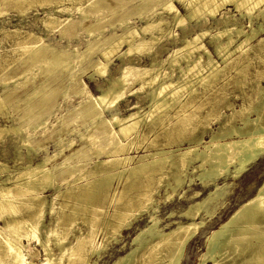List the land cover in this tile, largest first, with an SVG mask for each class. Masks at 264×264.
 Segmentation results:
<instances>
[{
  "label": "bare ground",
  "instance_id": "1",
  "mask_svg": "<svg viewBox=\"0 0 264 264\" xmlns=\"http://www.w3.org/2000/svg\"><path fill=\"white\" fill-rule=\"evenodd\" d=\"M32 1L35 2V0H0V14L5 12V6H17L21 14L26 4L23 8L21 6L19 8L18 4L26 2L28 5ZM39 1L59 2L60 4L63 1L75 3L76 0ZM176 1L183 5L184 14L172 0H139L136 5L137 14L139 13L138 16L144 18V25L140 28L141 34L137 27L128 24L132 12L123 14L115 23L110 22V27H121L120 33L114 28L108 35L103 34L104 25L100 22L105 18L103 14L101 17H96L94 23L87 22L88 17L91 16L87 6L94 8L97 14L104 13L111 9L109 7H113L114 2L111 0H88L87 6L77 3L75 7L71 5L75 11H78L76 19L71 14L70 17L59 16V13L70 10L64 5L44 11V16L39 19L45 32L57 29L62 35L73 24L85 28L87 38L90 37V39L86 40L83 51H79L75 45L70 49L55 48L50 42L44 41V36L40 32L29 30L20 33L12 29V32L6 31V33L14 34L12 53L22 51L24 55L18 56L21 59L19 65L8 69V64H5L8 62V56L4 55L5 52L0 53V67L7 68L6 77L0 80L1 84L23 82V85L27 84L30 88L25 91L23 98L16 94V89H8L7 86H3L2 93H0V117L3 118L2 122H5L0 123V138H4L5 135L15 137L18 143L15 144V149L19 152L21 146H24L28 156L27 162L23 163L24 158L18 154L17 158H13L14 164L11 166L0 161V264H96L107 242H117L121 232L130 226L138 214L148 209L155 210L153 194L157 192V189L142 193L137 182L140 175L150 178L157 174L160 185L162 184L161 178L167 174L171 177L172 183L165 181L166 185L175 191L182 185L183 177H188V181L191 182L192 178L189 175L195 171L200 172L197 176L204 185L215 182L220 177L227 176L234 179L245 172L250 164L264 156V97L260 95L264 87L258 88V94L255 95L257 97L253 98L254 100L248 99V102H246L247 99L243 100L238 109L233 108V104L228 101L222 91L229 85L233 88L244 85L248 77L247 71L255 59L260 62L264 59V37L257 43H252L264 31V0ZM158 2H160V7L157 10L155 5ZM226 6H233L240 17L235 18L229 13L221 12ZM164 12L168 16H165ZM218 15H220L219 19H217ZM199 18L203 22L209 18L220 21L216 33L209 34L214 40L213 50L220 57V64L213 59L205 45L199 42L201 36L208 32L201 28L200 33L195 35H183L180 47L174 49L168 56L171 71L173 72L175 67L179 70L180 74L177 78H172L173 73L168 71L160 74L158 68L156 71L137 69L130 64H124L119 67L118 74L108 80L106 87L97 96L86 91V85L79 81L76 92L84 94L85 97L79 102L78 115L81 120L90 121L93 127L85 132L79 130L76 132L79 133L80 139L85 138L88 141V149L92 150V153L99 155L106 150V159L94 160L95 166L91 164L85 167V164L80 163L79 158L87 155L84 151L79 154L70 152L74 151L72 147L75 139L65 137V131L71 133V130L64 125L62 129L51 130L54 135L52 133L46 137V139H53L55 145L53 154L45 155L36 162L31 161V156L36 155L40 147L34 146L28 135H24V131L28 127L45 128L44 120L39 119L41 117L39 114L53 98L60 70L67 68L72 73L76 62L86 57L88 51L99 49V56L91 60L90 66L94 73L103 74L113 59H123L128 53L141 51L149 44L160 40L164 34H168L173 27L187 28V21L193 19L200 21ZM244 18L246 21L243 24L240 19ZM0 30H3V27H0ZM125 47L126 49L123 50ZM261 50L263 52L258 53ZM239 55L241 58L237 59ZM33 71L36 75L31 73ZM27 73H31L32 76L29 81L18 80ZM39 74L45 76L38 78ZM93 74L91 73V76ZM263 74L264 71L258 70L257 81L259 78L264 79ZM129 78L137 79L138 89L144 86L150 88L148 91L149 109L146 112L143 111L142 114L139 111L140 108L137 107V111L121 118L113 114L110 121L117 125V130H115L111 126H106V120L102 114L104 110H110L123 96V90L130 82ZM197 83L202 85L205 99L212 97L215 100H213L215 105H210L212 101L208 103L210 106L207 108L206 116L209 117L212 112L217 113L220 108L219 104L224 105L223 107L230 110V114L219 113L215 115L217 116L215 120L219 121L222 116H226V123L230 125L221 124L222 126H219L216 132L213 131L209 135L208 140L196 136L197 139L192 146L179 148V145H176L177 149L165 150L163 147L149 144L147 147L152 149H146L149 151L147 154L130 155L129 150L132 149V144H137L135 141L140 139L141 143L145 138L144 132L143 134L139 132L141 126L147 124L148 127H153L158 122L160 123L163 118L161 113L172 104L179 103V110L177 109L178 112L175 113L177 120L173 129L167 131L165 135L167 140L165 144H178L181 141V135L189 133L190 127L199 116L186 111V107L197 96L198 89L195 87ZM182 94L185 95L184 100H180ZM35 97L37 101L33 100ZM133 108L135 106L131 109ZM8 110L9 112L17 111V116L10 115ZM190 134L194 135V133ZM64 149L70 150L68 156L64 155V160H71L64 165L50 166L49 162L61 154ZM135 157L136 159L138 157V161L132 165ZM121 177L124 185H121L123 188L120 186L122 191L118 192V202L115 201L120 205H115L111 214L107 217L103 216L102 219L99 215H95L97 209L100 208L97 200L100 195L106 196L109 202L117 198L115 191H112V195L109 191L112 181L118 179L119 182ZM225 186L226 184L219 186L215 183L214 189L209 190V195L195 204L190 203L193 205H189V208L182 213L187 220L177 222L176 227L168 232L157 229L159 219L149 213V225H145L135 234L130 250L124 255L116 256L117 258L115 257L116 259L111 264H120L125 256L134 255L138 245H142V248L138 247L140 252L133 256L135 259L132 264H180L186 245L205 224L206 218L212 217L215 211L223 205L222 197L226 191ZM134 188H138L141 193L125 199V193L132 189L135 191ZM46 191H52V194L45 195ZM198 195V192H195L192 196L198 197ZM169 197L171 194H167L166 198ZM54 204H57L56 207L59 212L61 211L60 214L55 210ZM85 210L86 214H84ZM81 211L84 213L81 214ZM200 211L204 212V216L197 220ZM47 217L51 221L54 218L53 224L51 221L46 223ZM79 218L87 224L88 228L84 232H81L79 228L75 231V227L72 226ZM98 220L102 224L101 232L104 234V240L100 243L95 242L97 230L94 228V223L96 222L97 226ZM69 232L72 237L71 241L67 239ZM33 240L43 252L44 258L40 261H38V251L34 247L30 248ZM53 247L58 249L57 253L53 252ZM228 251L241 256L240 262H237L234 257L229 262L220 263L219 257ZM234 261L237 262L235 264H264V181L254 195L243 201L223 222L211 230L199 264L207 262L232 264Z\"/></svg>",
  "mask_w": 264,
  "mask_h": 264
},
{
  "label": "rangeland",
  "instance_id": "2",
  "mask_svg": "<svg viewBox=\"0 0 264 264\" xmlns=\"http://www.w3.org/2000/svg\"><path fill=\"white\" fill-rule=\"evenodd\" d=\"M79 1H82V0H76L75 3H77L79 5L87 6L86 2H88V0H86V1L83 0V2H81V3ZM111 1L114 2L113 7L108 6L111 9L108 8L109 10H107L104 13H98L97 14V13H95L94 8H89L87 6L86 7L87 10L91 13V16L88 17L87 22L94 23L95 18L101 17V14H103V15H105L104 16L105 18L102 19V21H100V22H103L102 24L104 25L103 34L108 35V33L114 28H115V30H117V32L120 33L122 30L121 27H118V26L114 27V28L110 27V22L115 23L116 20L120 16H122L123 14L132 12L129 16L130 21L128 20V24L130 26L137 27L139 33L141 34L140 28H141V26L144 25V18L139 17L138 16L139 13L137 14L138 8L136 7V5L139 3V0H111ZM172 1H173V3H175L177 5L180 12L184 14L185 9H184L183 5L180 4L179 2H177L176 0H172ZM42 3H44V4H42ZM57 3L47 2V1L41 2L39 0L37 2V0H35V2L32 1L30 4L28 3V5H27L26 2H24V3L22 2V3H20V5L18 4L19 8H21V7L23 8V5H25V4L27 6L25 5V9L23 11L24 13L21 12V14H20V11L17 9V6L16 7H14V6H5L4 7V9L6 8L5 12L0 14V27H3V30L5 31L4 32L3 30H0L1 31L0 32V53L3 54L5 52L4 55L8 56V62H5V64H8V69L14 68L16 65H19L21 59L18 56L22 55V53H21L22 51H17V52L12 53L13 52L12 48H14L13 43H12V42H14L13 41L14 40V38H13L14 34L13 33L11 34L8 32L6 33V31H9V30L11 31V29H12V31L18 30L20 33H23V32L29 31V30H32V31L37 32V33L40 32L44 36L45 42H50L53 47L58 48V49H62V48L70 49V47H72L73 45L77 46L79 51H83L85 49L86 40L88 38L90 39V37L87 38L85 28H81L80 26H76L73 24L72 26H70L67 29V31L64 34L62 33V35H60V31L57 29H53V30L47 31V32L44 31L42 25L40 24V19H39V18H42L44 16V11L54 9V7H63V5H64V7H68V9H70L71 11L69 10L68 12L65 11V12L59 13L60 17H70L72 15L73 18L76 19V17L78 16V11H75V9L73 7H71V5L75 7V3L73 1H72V3H71V1H63L62 3L60 2L61 5L59 4V2H57ZM117 4H118V8H116ZM159 7H160V2H158L155 5V8L157 10L159 9ZM112 9H114V11H112ZM221 12L229 13V15H232L235 18L240 17L238 11H236L233 6H226V8L221 10ZM163 14L165 16H168V14L166 12H164ZM219 18H220V15L217 16V19H219ZM200 19L201 18H199V20ZM240 20L243 24L246 21L245 18L240 19ZM106 21H108V22H106ZM259 21L261 22L262 20L260 19ZM218 22H220V21L216 20V19H212V18H209L205 22H203L202 19L200 21H198V19L197 20L193 19V20L186 22L187 28L182 29L180 27L175 26L172 28V30L168 34H164L160 40L149 44L146 48L142 49L141 51H133L131 53H128L123 59H113L108 64L106 71L103 74L94 73V70L90 66L91 60H94L99 56V49H93V50L88 51L86 57L81 59L79 62H76V64H75L76 67L74 68L72 73H70L67 68L60 70L59 76L56 79L57 85H56V90L54 92L53 98L48 102V104L46 106L43 107L42 111L39 114L41 116L39 119L44 120V127L45 128L43 129L41 127H37V128L28 127L24 131V135H26V134L28 135L31 143L34 146L37 145L36 146L37 148H38V146L40 147L37 149L36 155L33 154L31 156V161L36 162L45 155H48V154L51 155V153L53 154V151L55 150V145H54L53 139H51V140L46 139V137L53 133L51 130L62 129L64 125L67 126L68 130H71V133L67 132V130L65 131V137H67L69 139L70 138L75 139L74 143H73V147H72V149H74V151H70L69 149H64L61 154H58L53 160H51L49 162L50 166H53V165L54 166L55 165L60 166V164L64 165L65 163H68L71 159H68V161L64 160L65 159L64 155L68 156L70 154L69 151L73 152V153L76 152L75 154H77V153L79 154V153L84 151L87 156L83 157V158H79V162L85 164L84 165L85 167H87L88 165H91V164L93 166L95 164L93 162L97 161V159H99V160L106 159V156H107L106 150H104L99 155L92 153L93 151L92 150L90 151L88 149L89 148L88 141H86L85 138L80 139L79 135H78L79 133L77 134V132H76L77 130H79L80 132H85L87 129L91 130L93 127V125L90 121L81 120V118L78 115L79 114V108H80L79 102L85 97L84 94L76 92L78 90V87H79L78 82L79 81L83 82L86 85L85 90L88 91L93 96H97L101 92V90L106 87L105 85H107L108 80L110 78L116 76L119 72V67L123 66L124 64H130L131 66H133L137 69H154L156 71L158 68V69H160V72H159L160 74H162L163 71L172 72L170 69L171 68L170 63L168 62L169 61L168 60L169 54H171L174 49L180 47L181 38L183 35H188V36H190L192 34L195 35L196 33H200L201 28L208 30V32L205 35L201 36L199 42H201L202 44L205 45V47L210 51L213 59L217 63L220 64L221 63L220 57L218 55H216L215 51L213 50L214 49L213 48V41L214 40H212L210 38V35H209L210 33H213V34L216 33V31L219 27ZM174 35H176V36H174ZM260 35L261 36H259V38H256L254 41H252L253 44L257 43L258 40H260L264 37V31L261 32ZM125 49H126V47L123 50H125ZM263 51L262 50L258 51V53L261 54ZM9 52H11V53H9ZM14 58H16V59H14ZM236 58L240 59L241 57L239 55ZM11 60H12V62H11ZM263 60L264 59H262V61L260 62V61H258V59H255V61L252 63V65L250 66V68L247 71L248 77H246L247 80L244 82V85L241 86L242 88L241 87H238V88L234 87L233 88L232 85H229L226 88H223L222 91L225 94L226 98H228V101H230L233 104V108L238 109V107L242 104L243 100L246 101V99H247L246 102H248L249 100L252 101L253 98L257 97L255 95L258 94L257 93L258 88H260V87L262 88V86L264 87V79L263 78H259L257 81L258 70L264 71V64H262V63H264ZM167 62L169 65L167 64ZM5 64H4V66H5ZM183 65H184V63H183ZM221 66H222V64H221ZM6 72H7V68L4 69L3 67H0V80L4 79L6 77V74H5ZM90 72L92 74L93 73L94 74L91 76ZM31 73H35V71H33ZM31 73H27L26 75H24V77H19V78L16 77V78H18V80H20V81H22V79H23V81H24V79L29 81L32 77ZM172 73H173L172 78H177L180 74L177 67H175L173 69ZM35 75H36V73H35ZM44 76H45L44 74H43V76H42V74H39L38 78H43ZM263 76H264V74H263ZM128 80L130 82H128L126 88L123 90V96L118 99V101L115 103V105L110 110L106 109L103 111V114H102L103 118L106 120V126H111L115 130H117L116 129L117 125H114L112 123V121H110V118L113 114H116L118 117L121 118V117H125V116L129 115V113H131V112L137 111V107L140 108L139 111L142 114L149 109L148 105H149L150 101H149V92L148 91H150V88L148 86H144V88L138 89L139 82L136 81L137 79L135 80L133 78H129ZM227 80H225V81H227ZM255 81L258 83H256ZM22 83L23 82L18 83V84H14V83L8 82L5 85H3V84H1V81H0V93H2L3 86L4 87L7 86L6 88H8V89H16V94H19L20 97L23 98L25 91L29 90L30 86H27V84L23 85ZM97 87H99V88H97ZM195 87H197V89H198V91H197L198 93L196 94L198 97L196 96L192 100L191 104L187 106L188 108L186 107V111H190V112L194 113V115H196V116L199 115V116H198V119L196 121H194V124L190 127L189 133L188 134L184 133V136H183V134L181 135L183 138L184 137L185 138L183 139L181 137L180 138L181 141L178 144H176V143H173L171 145L165 144L167 142L165 135H166L167 131H169L170 129L171 130L173 129L174 124L176 123V120H177L175 113H177L179 110V107H178L179 103L178 104L176 103V105L172 104L169 107H167L161 113V117H163V118H162V121H160V123L158 122L159 124L157 123L153 127L150 125H149L150 127H148L147 124H145V125L143 124L141 126V128L139 129V132L140 133L142 132L141 134H143V132H144L145 138L142 139L141 143H140L141 139L140 140L136 139L139 141H135V142H137V144L136 143L132 144V147H131L132 149L129 150L130 155L139 156L141 154L142 155L147 154L149 151H146V149H149V150L152 149L150 147H147L149 144H155L157 147H163L165 150L166 149L167 150L177 149L176 145H179V148H182L183 146L187 147L189 145L192 146L195 144L194 141H196L198 136H201L204 140H208L209 135H211L213 131L216 132L217 128H219V126H222L223 124H224V126L230 125V124L226 123V118H225L226 116H222L219 119V121L215 120V118L217 117L215 115H217L219 113H224L226 115L230 114V110L228 108L223 107L224 105L219 104L218 106L220 108L218 109V112L217 113L215 112L214 114L212 112L213 115L209 114L210 118L206 116L207 112H208L207 108H209L210 105H215V103H214L215 100L212 99V97L210 98L211 100L205 99V96H204L205 94L203 93L204 89L202 90V85H200L199 83H197ZM135 89H138V90L134 91ZM262 93L264 94V89H263ZM262 93L260 95H262L264 97V95ZM245 96L246 97L248 96L249 98H246ZM243 97H244V99H243ZM184 98H185V95L182 94L180 97V100H184ZM33 100L37 101V97H35ZM195 100H196V102H195ZM211 101L213 103H211ZM208 103L209 104L211 103V104L209 105ZM133 106H135V108L131 109ZM172 108H174V109H172ZM220 111H222V112H220ZM8 112H9V110H8ZM9 114L17 116L18 112L17 111L9 112ZM154 114H157V113L154 112ZM169 114H171V115H169ZM200 114L201 115L203 114V115L201 116ZM167 116L168 117L172 116V118H168ZM251 116H252V114H251ZM45 117H46V120L44 119ZM206 119H207V121H206ZM2 121H3V118L0 117V123H5ZM198 124H199V126H198ZM165 126H167V127H165ZM190 131H192V132H190ZM201 131H203L202 132L203 134L200 133ZM190 133H192V134L194 133V135H191ZM199 133H200V135H198ZM52 135H54V133ZM160 136H161V138H160ZM188 136H189V138L191 137L193 140L191 138H190L191 139L190 140L188 138ZM3 137L4 138H2V139L0 138V161H3L8 166H11L14 164L13 160L15 158H17L18 154H19L20 156H22V158H24L22 160L23 163H26L27 157H28L26 155L27 154L26 148L24 146L23 147L21 146V148L19 149V152H18L15 149V146L18 144L17 140H15L16 138L11 137L9 135H5ZM163 137H165V139ZM187 139L189 141H187ZM84 141H86V142H84ZM41 144H43L44 146ZM138 144H140V145H138ZM76 150H78V151H76ZM73 153H71V154H73ZM22 161H19V162L21 164H23ZM62 161H63V163H62ZM137 161H138V157H137V159L135 157V159H133V161H132L133 162L132 165L137 163ZM21 164H19V165H21ZM197 173L199 174L200 172L195 171L194 173L189 175V177L192 178L191 182L188 181V177H183L182 185L180 187H177L175 189V191H172L171 188L166 185L165 181L172 183L171 177L169 175L167 176V174L163 176L165 179L163 177L161 178V180L162 181L164 180V181L163 182L160 181L162 183L160 185L158 182L159 179L157 178L158 177L157 174H154L150 178H148L146 175H140L137 182H138V188L140 191H142V193L143 192L149 193L150 191L157 189V192L155 194H153V196H154L153 205L155 207V210L153 211L151 209H148L144 212H141L132 221L130 226L121 232V235L119 236L117 242H114V241L107 242L106 246L103 250V253L101 254V257L99 259H97L96 264H111V262L112 261L114 262V260L118 256L124 255L127 251H129L130 248L132 247L131 242H132V238L135 236V234L141 228L145 227V225H149V223H150L149 222L150 221L149 213H151L152 215L154 214L153 216L155 218L159 219V221L156 225L157 229H160V230L162 229L164 232H168L171 229H173L174 227H176L177 222H184L187 220V218L185 216H183L182 213H184L189 208V205L192 206L196 202L201 201L203 198H205L207 195H209L210 191H212L214 189L215 183L218 184L219 186L226 184V186H225L226 191L222 197L223 205H221L215 211V213L213 214L212 217L206 218L205 224L199 229V232H197L194 235V237L189 241V243L186 245L184 252H183L181 262H180V264H199L200 257L205 252L206 239H207L208 235L210 234L211 230L215 229L221 222H223L233 212V210L235 208H237L243 201H245L246 199H248L249 197L254 195L256 193L258 187L263 183V181H264V156L260 157L255 162L250 164L248 166V169L245 172H243L241 175H239L238 177H236L234 179L231 177H227V176L220 177L217 180H215V182H210L208 184H205L206 185L205 186L202 183V181L199 179V177L197 176L198 175ZM167 177H168V179H167ZM147 179H149V180H147ZM150 179H152V180H150ZM146 181H147V183H146ZM148 182H149V184H148ZM154 182H155V184H154ZM156 182H158V183H156ZM139 183H140V186H139ZM121 185L122 186L124 185V181H123L122 177L119 180V182H118V179H114L112 181L109 194L111 193V195H112L113 194L112 191L113 192L115 191L117 194V198L115 197L114 200H112V202H109L108 198H105L106 196L103 197V195H100L99 199L97 200V204L99 205V207L101 209L98 208L97 209L98 214L96 213L95 215H99L103 219V216L107 217V216H109L108 214H111L113 209L118 204L115 201L118 200L119 193H121V191H122V189H120L122 187ZM164 185H166L167 187ZM164 187H166V188H164ZM138 188L137 189L134 188L135 191H133V189H132V190L128 191V193L126 192L125 193V199L130 198V196L133 197V196H135V194L136 195L140 194L141 192L138 190ZM148 188H149V190H148ZM195 192H198V194H199L198 197L192 196ZM51 194H52V191H46L45 192V195L50 196ZM167 194H171V197L166 198ZM102 201L103 202L106 201V202L103 203ZM190 203H193V204L191 205ZM54 205H55V207L57 206V204H54ZM101 205H104V206H101ZM118 205H120V203ZM56 208H55V210L58 211L59 209L58 208L56 209ZM66 210H67V208H66ZM82 210H84V209H82ZM98 211H100V212H98ZM60 212H59V214H60ZM101 212L105 213V214H102ZM80 213L83 214L84 211H81ZM86 213L87 212L85 210L84 214H86ZM203 216H204V212L200 211L199 215L197 216V218H198L197 220H199ZM46 221H47L46 223H48V221H51V220L49 217H47ZM53 221H54V218H52L51 224H53L52 223ZM80 221H81V223H80ZM76 222L73 223V225H72L73 227H75V231L77 230V228H79V230L81 232H84L86 230V228H88V227H86L87 224H85L81 220V218H79L78 221H76ZM97 222L99 223L100 221L98 220ZM0 224H1V222H0ZM101 225L102 224L99 223L96 226V222L94 223V228L98 231V234L96 231L95 242H98V243H100L102 240H104V237H103L104 234L101 232V230H102ZM62 233H63V231H62ZM67 236H68L67 239L69 241H71L72 237H71L70 232ZM51 240H52V238H51ZM33 247H34V249H36L38 251V261L42 260L44 258L43 252L41 251L40 246H38L36 241H34V240L31 241V243H30V248H33ZM138 247H140V249H141L142 245H138L136 247V249L134 251L135 252L134 255L137 252L138 253L140 252V249ZM53 252L57 253L58 249L53 247ZM230 254H231V251H228L226 254L221 255L219 257L220 263L229 262L234 257H235V260L237 262H240L241 256H238L237 254H231V255ZM134 255L131 254V255H129V257L125 256L123 259L124 263L121 261L120 264H122V263L123 264H128V263L132 264L133 259H135L133 257ZM236 261H234L232 264L237 263ZM206 264H212V262H207Z\"/></svg>",
  "mask_w": 264,
  "mask_h": 264
}]
</instances>
